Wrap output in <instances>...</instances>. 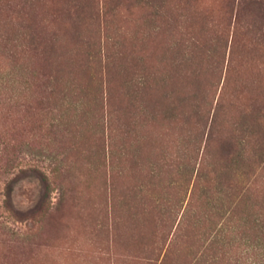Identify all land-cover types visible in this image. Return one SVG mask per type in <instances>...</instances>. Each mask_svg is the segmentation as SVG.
Instances as JSON below:
<instances>
[{"label": "rangeland", "instance_id": "1", "mask_svg": "<svg viewBox=\"0 0 264 264\" xmlns=\"http://www.w3.org/2000/svg\"><path fill=\"white\" fill-rule=\"evenodd\" d=\"M0 264H264V0H0Z\"/></svg>", "mask_w": 264, "mask_h": 264}]
</instances>
